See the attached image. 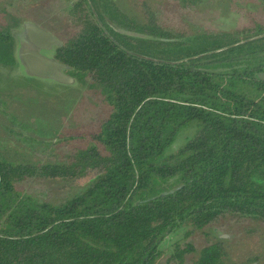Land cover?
Returning a JSON list of instances; mask_svg holds the SVG:
<instances>
[{
    "label": "trees",
    "instance_id": "trees-1",
    "mask_svg": "<svg viewBox=\"0 0 264 264\" xmlns=\"http://www.w3.org/2000/svg\"><path fill=\"white\" fill-rule=\"evenodd\" d=\"M64 1L69 30L54 57L107 109L84 146L57 162L0 158V264H156L163 253L165 264H235L223 237H207L229 222L264 244V83L254 78L264 71V19L188 32L145 0H130L140 21L115 0ZM11 26L0 20V66L9 69ZM185 127L192 134L166 152ZM23 182L69 190L53 202L22 193ZM194 233L208 242L195 246ZM169 235L178 238L160 247Z\"/></svg>",
    "mask_w": 264,
    "mask_h": 264
},
{
    "label": "rangeland",
    "instance_id": "rangeland-1",
    "mask_svg": "<svg viewBox=\"0 0 264 264\" xmlns=\"http://www.w3.org/2000/svg\"><path fill=\"white\" fill-rule=\"evenodd\" d=\"M115 1L129 18L140 21L135 4L130 0ZM145 1L158 9V15L164 16L165 25L188 32L195 25L232 31L264 19V11L259 9L261 0H202L192 8H184L176 0ZM0 20L13 25L11 32L19 29L22 22L29 21L59 40L65 37L70 24L68 3L64 0H0ZM87 83L75 80L71 85L60 84L26 76L17 65L11 69L0 66V158L9 162H57L71 145L84 146L86 135L107 109L98 90ZM235 88L250 97L258 93L246 84H236ZM193 130L185 127L179 131L166 152L184 144ZM16 187L26 195L53 202L63 198L69 190L56 182H23ZM240 227L241 224L233 222L217 224L207 237H223V246L235 264H264L261 237L258 234L244 235ZM207 237L194 233L189 240L195 246H202L208 242ZM170 238L178 236H166L160 247H168ZM168 254L163 253L155 263L165 264Z\"/></svg>",
    "mask_w": 264,
    "mask_h": 264
},
{
    "label": "water",
    "instance_id": "water-1",
    "mask_svg": "<svg viewBox=\"0 0 264 264\" xmlns=\"http://www.w3.org/2000/svg\"><path fill=\"white\" fill-rule=\"evenodd\" d=\"M125 33L137 37L143 36L130 31ZM12 35L15 39L14 56L21 73L60 84L71 85L75 82V79L66 73L70 67L54 57L55 47L62 45L61 40L29 21L22 22L20 28L12 32ZM254 78L264 83V71L256 72ZM172 191V189L163 191L161 194ZM145 258L146 255L143 260Z\"/></svg>",
    "mask_w": 264,
    "mask_h": 264
}]
</instances>
